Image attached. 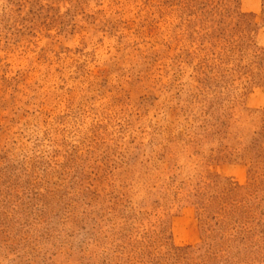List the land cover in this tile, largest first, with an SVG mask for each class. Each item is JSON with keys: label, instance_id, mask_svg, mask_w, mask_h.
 <instances>
[{"label": "rangeland", "instance_id": "obj_1", "mask_svg": "<svg viewBox=\"0 0 264 264\" xmlns=\"http://www.w3.org/2000/svg\"><path fill=\"white\" fill-rule=\"evenodd\" d=\"M0 264H264V0H0Z\"/></svg>", "mask_w": 264, "mask_h": 264}, {"label": "trees", "instance_id": "obj_2", "mask_svg": "<svg viewBox=\"0 0 264 264\" xmlns=\"http://www.w3.org/2000/svg\"><path fill=\"white\" fill-rule=\"evenodd\" d=\"M175 258L179 259V253H177L176 255H174Z\"/></svg>", "mask_w": 264, "mask_h": 264}]
</instances>
